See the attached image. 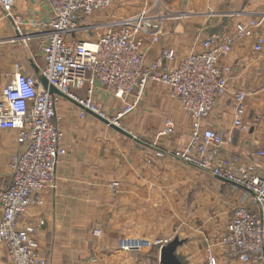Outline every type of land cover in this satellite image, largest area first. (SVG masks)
Here are the masks:
<instances>
[{
  "label": "crops",
  "instance_id": "obj_1",
  "mask_svg": "<svg viewBox=\"0 0 264 264\" xmlns=\"http://www.w3.org/2000/svg\"><path fill=\"white\" fill-rule=\"evenodd\" d=\"M159 2L165 18L159 41L145 39L147 62L156 60L164 48L183 59L200 52L205 40L232 34L237 24L264 15V0ZM140 10L126 13L113 6L104 25ZM13 13L26 21L21 32L0 6V94L18 71L38 75L44 64L41 48L35 50L41 34L30 22L53 15L47 0H16ZM259 37H264V22L221 59L223 66L232 68L228 92L202 125L230 136L222 152L260 162L264 176V157L257 154L264 150V49L254 50ZM236 91L248 94L245 119L257 120L245 131L232 125L231 100ZM75 93L89 98L97 112L112 121L125 107L99 84L91 96L85 88ZM128 101L133 103L135 96ZM83 111L77 101L60 96L57 112L66 153L57 165L56 188L44 190L20 221L21 227L43 221L34 234L42 259L49 264H162V246L177 237L182 244L175 254L182 264H208L209 256L218 264H238L227 256L221 240L241 192L210 173L155 154L156 148H181L191 137V119L166 85L149 84L134 110L117 119L133 137L87 111L82 116ZM168 119L175 129L164 135ZM17 137L14 130L0 132V190L12 183V158L21 150ZM0 264H11L4 244H0Z\"/></svg>",
  "mask_w": 264,
  "mask_h": 264
},
{
  "label": "built area",
  "instance_id": "obj_2",
  "mask_svg": "<svg viewBox=\"0 0 264 264\" xmlns=\"http://www.w3.org/2000/svg\"><path fill=\"white\" fill-rule=\"evenodd\" d=\"M52 9L48 20L31 21L41 34L40 48L44 64L38 75L18 71L0 94V132H18L21 150L12 158V183L0 190L3 217L0 220V244L8 250L11 264H49L38 253L34 237L42 226L31 222L24 227L20 221L26 210L40 201L46 189H55L57 165L66 153L61 145L57 106L60 95L51 93L40 81L47 78L57 88L78 103L97 111L88 98L81 99L76 90L85 88L91 96L99 84L125 105L118 118L134 110L146 87L162 83L171 96L183 106L191 119V137L177 149L156 148L158 157H171L214 177L230 182L241 192L231 222L221 243L227 256L238 264H264V176L261 163L226 155L222 146L231 137L212 128H204L202 119L228 92L232 68L223 66L236 41L248 36L264 22L261 18L237 24L235 32L221 38H209L200 52L178 59L174 51L162 49L153 62H147L145 39L158 42L163 28V13L159 0L146 3L136 14L107 25L96 41L77 37L92 28L87 21L100 10L111 7L116 0H47ZM16 0H0V6L21 32L26 24L14 14ZM264 49V37H259L254 50ZM135 96V101L128 99ZM248 94L236 91L231 100L234 130L245 131L257 120L245 119ZM86 111L82 112V116ZM118 118L113 122H118ZM175 124L167 120L162 134L171 135ZM259 158L264 150L258 151ZM208 264H218L209 256Z\"/></svg>",
  "mask_w": 264,
  "mask_h": 264
},
{
  "label": "water",
  "instance_id": "obj_3",
  "mask_svg": "<svg viewBox=\"0 0 264 264\" xmlns=\"http://www.w3.org/2000/svg\"><path fill=\"white\" fill-rule=\"evenodd\" d=\"M38 73V71H37ZM39 74V73H38ZM40 81L43 84V86L48 89L51 93L53 94H58L60 96L66 97L68 99L73 100L72 98L68 97L67 95L61 93L57 88H55L54 86L50 85L47 78L45 77H40ZM87 112L91 113L92 115L96 116L97 118H99L100 120H102L103 122H105L106 124H108L109 126H111L112 128H114L115 130H117L118 132H120L123 135H126L128 137H133V135L128 132L127 130H125L124 128H122L121 126H119L116 122H113L112 120H110L109 118H106L103 114L94 111L82 104H80ZM130 245H138L141 244V242H130ZM182 244V241L179 238H174L173 240H171L170 242H168L167 244H165L164 246H162L161 248V263L162 264H182V262L177 258L175 252L178 248V246H180Z\"/></svg>",
  "mask_w": 264,
  "mask_h": 264
},
{
  "label": "rangeland",
  "instance_id": "obj_4",
  "mask_svg": "<svg viewBox=\"0 0 264 264\" xmlns=\"http://www.w3.org/2000/svg\"><path fill=\"white\" fill-rule=\"evenodd\" d=\"M146 1L147 0H123L121 2H118L117 5H115L116 4L115 3L111 7L107 8L105 10L98 11L97 13L94 14V16H92L87 21V24L92 26L90 31L89 32H86V31L79 32L77 34V37L79 39L85 40V41L99 40L100 37L105 32L104 20H105L106 14L109 13V11L111 10V8H113V6L123 7L125 9L126 13H131L134 10H136L137 8L142 9L145 6ZM115 2H117V0ZM39 48H40V46L39 47L37 46V47H35V50H38ZM171 97L174 98L173 96H171Z\"/></svg>",
  "mask_w": 264,
  "mask_h": 264
},
{
  "label": "bare ground",
  "instance_id": "obj_5",
  "mask_svg": "<svg viewBox=\"0 0 264 264\" xmlns=\"http://www.w3.org/2000/svg\"><path fill=\"white\" fill-rule=\"evenodd\" d=\"M119 125V124H118Z\"/></svg>",
  "mask_w": 264,
  "mask_h": 264
}]
</instances>
